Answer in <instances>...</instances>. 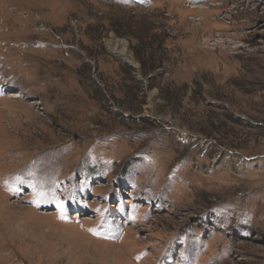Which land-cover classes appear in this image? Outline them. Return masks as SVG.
<instances>
[{
	"label": "rangeland",
	"instance_id": "1",
	"mask_svg": "<svg viewBox=\"0 0 264 264\" xmlns=\"http://www.w3.org/2000/svg\"><path fill=\"white\" fill-rule=\"evenodd\" d=\"M0 264H264V0H0Z\"/></svg>",
	"mask_w": 264,
	"mask_h": 264
},
{
	"label": "bare ground",
	"instance_id": "2",
	"mask_svg": "<svg viewBox=\"0 0 264 264\" xmlns=\"http://www.w3.org/2000/svg\"><path fill=\"white\" fill-rule=\"evenodd\" d=\"M116 46V45H115ZM115 46H114V48H115Z\"/></svg>",
	"mask_w": 264,
	"mask_h": 264
}]
</instances>
